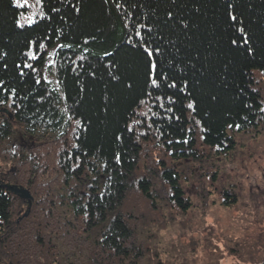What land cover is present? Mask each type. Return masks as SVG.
I'll use <instances>...</instances> for the list:
<instances>
[{
    "label": "trees",
    "instance_id": "trees-1",
    "mask_svg": "<svg viewBox=\"0 0 264 264\" xmlns=\"http://www.w3.org/2000/svg\"><path fill=\"white\" fill-rule=\"evenodd\" d=\"M263 131L264 0H0V261L24 185L22 264H147L148 230L196 215L194 193L238 205L216 160ZM247 212L252 233L205 231L204 264L264 262Z\"/></svg>",
    "mask_w": 264,
    "mask_h": 264
},
{
    "label": "rangeland",
    "instance_id": "rangeland-1",
    "mask_svg": "<svg viewBox=\"0 0 264 264\" xmlns=\"http://www.w3.org/2000/svg\"><path fill=\"white\" fill-rule=\"evenodd\" d=\"M237 141V150L228 155L226 159L223 157L220 160H216V165L220 167L218 185L221 187L234 185L232 186L234 193L240 198L238 205L233 209L221 207L222 203L218 200L219 198L213 196L205 206L194 193L193 201L195 209L192 211H195L196 215L191 214L187 220H183V222L177 226L166 227L163 224L162 231L156 230L155 227L154 230H148L153 234H157L158 238L156 240L147 241L149 242L148 246L152 252L148 255L147 264H152L151 257L155 253H158L160 258L159 261L166 264H194V260L197 261V264H204L205 261L219 256L211 253V251H216L215 245L218 243H213L211 245L206 243L203 244L201 242L202 240H199L207 235L205 231H209L210 229L216 231L220 230L223 226H228L230 232L241 233L253 227L250 226L253 222L252 219L249 218L250 214H248L247 211H253L252 215L255 214L254 211H261V214L263 213L262 211H264V131L255 136L253 134L252 137H237ZM0 166L5 169V171L8 170L5 164L0 163ZM183 167L187 168L185 166ZM189 168L192 171L193 165H190ZM198 174L199 172L196 170L195 175L192 174L193 187L196 186L195 182L199 179L197 176ZM19 186L15 185L17 188H23L24 185ZM18 198L22 203L25 202L28 204L27 201L22 200L19 196ZM41 199L44 203L51 200L56 201L55 198L46 199V197H41ZM22 208L26 210V206H22ZM31 208H28V211L19 212V218L21 221L19 219L17 227H19V229L21 228V230H19L20 232L18 233L16 241H22L18 246V251L20 250L22 253H19L16 249L12 250L11 248L5 250L3 252L7 256L6 259L12 257L15 258L17 262L16 260H13L12 263L10 262L11 260L8 259L0 261V264H15L14 262L22 264L27 258L31 259L32 256L29 254V246L31 245L30 242L32 243L34 233L31 231L32 227L30 228L25 222L22 224L23 219H26L27 214L30 215L33 213ZM199 211L209 212L203 217L202 213ZM190 226L193 227V239L189 238V235L185 234V231H182V229H187ZM253 231H256L255 227L250 230L251 233ZM152 233H148V235H151ZM193 240L196 241L197 248L196 252L191 254L188 253L187 250L189 252L193 250V247H191L192 244H190ZM199 245L203 247L207 245V252H202ZM218 245L222 247L220 244ZM206 247L204 249H206ZM232 259L233 258L226 255V260H223L221 264H234L235 261ZM156 261L158 260L156 259Z\"/></svg>",
    "mask_w": 264,
    "mask_h": 264
},
{
    "label": "water",
    "instance_id": "water-1",
    "mask_svg": "<svg viewBox=\"0 0 264 264\" xmlns=\"http://www.w3.org/2000/svg\"><path fill=\"white\" fill-rule=\"evenodd\" d=\"M12 192H13L15 195L19 196L22 200L27 201V203H28V205H29V209L31 208L33 198H32V196H31V194H30L29 191L25 190L24 188H17V187H14V188L12 189ZM263 264H264V263H263Z\"/></svg>",
    "mask_w": 264,
    "mask_h": 264
},
{
    "label": "snow or ice",
    "instance_id": "snow-or-ice-1",
    "mask_svg": "<svg viewBox=\"0 0 264 264\" xmlns=\"http://www.w3.org/2000/svg\"><path fill=\"white\" fill-rule=\"evenodd\" d=\"M25 3H26V0H25ZM153 83H155V81H153Z\"/></svg>",
    "mask_w": 264,
    "mask_h": 264
}]
</instances>
